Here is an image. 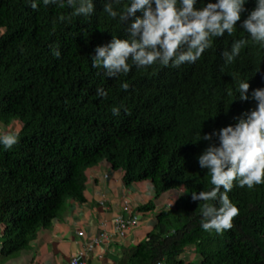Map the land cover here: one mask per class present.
<instances>
[{"label":"trees","instance_id":"1","mask_svg":"<svg viewBox=\"0 0 264 264\" xmlns=\"http://www.w3.org/2000/svg\"><path fill=\"white\" fill-rule=\"evenodd\" d=\"M245 7L252 10L255 0ZM71 11L67 5L33 10L25 0H0V125L21 123L13 131L19 142L10 150L0 146L3 257L27 248L70 199L83 201L86 171L107 160L124 171L126 183L150 180L156 197L185 189L174 206L158 213L130 264H264V183L249 189L234 182L228 195L239 214L221 233L201 227L204 202L191 199V191L214 187L197 163L209 143L196 141L200 130L203 135L234 125L256 106L254 100H240L235 88L246 79L250 92L264 87V46L250 42L225 67L222 52L247 35L237 28L235 37L213 38L194 64L133 67L109 79L92 67L90 54L113 35L125 36L131 21L123 27L112 21L103 0H95L91 17L61 22ZM57 48L59 58L53 55ZM123 81L130 85L127 91L120 87ZM99 87L106 97L96 95ZM121 105L114 116L112 109ZM190 246L200 254L199 263L180 258Z\"/></svg>","mask_w":264,"mask_h":264},{"label":"clouds","instance_id":"2","mask_svg":"<svg viewBox=\"0 0 264 264\" xmlns=\"http://www.w3.org/2000/svg\"><path fill=\"white\" fill-rule=\"evenodd\" d=\"M36 10L65 5L72 9L70 15L61 16V22L70 23L73 17H91L95 13V0H25ZM248 0H103V12L122 27L126 35H113L111 41L97 45L90 54L92 67L103 70L109 79L127 75L133 67L146 68L154 64L179 68L185 63L194 64L202 54L213 46V38L227 33L235 37L237 28L246 37L234 39L230 50H224V66L231 65L241 51L251 42L264 46V0H255V7L248 10ZM198 4L202 6H197ZM141 13L137 15V13ZM246 18L241 21L243 13ZM241 21L239 27L237 22ZM53 55L60 57L57 48ZM233 80H237L235 76ZM120 87H130L123 81ZM249 79L238 80L235 93L239 99H249L256 106L236 117V123L219 130L199 133V140L208 145L198 155L199 168L211 175L214 186L207 191H191L193 201H203L201 227L205 231L221 233L232 228L233 218L239 214L228 193L235 186L252 189L264 183V87L249 91ZM98 97L108 93L103 87L96 90ZM231 95V93H230ZM123 105L114 107L112 113L119 116ZM127 111V109H124ZM218 138V143L216 142ZM19 142V134H0V146L10 150ZM183 195L185 192H178ZM164 264V263H163Z\"/></svg>","mask_w":264,"mask_h":264},{"label":"crops","instance_id":"3","mask_svg":"<svg viewBox=\"0 0 264 264\" xmlns=\"http://www.w3.org/2000/svg\"><path fill=\"white\" fill-rule=\"evenodd\" d=\"M21 127L19 121L0 125V134L12 133ZM85 199H70L63 213L48 227L41 228L29 246L4 258L1 253L4 224L0 222V264H68L71 256L84 252L87 264H130L134 247L147 239L156 225L158 213L174 206L184 188L171 189L156 197L150 180L126 183L124 171L115 169L107 160L88 168ZM153 202L147 210L140 207ZM138 215L139 221L126 235L116 231L115 218ZM83 232V234H80ZM109 234L92 250L88 244L101 233ZM185 263H199L195 246L180 256Z\"/></svg>","mask_w":264,"mask_h":264},{"label":"built area","instance_id":"4","mask_svg":"<svg viewBox=\"0 0 264 264\" xmlns=\"http://www.w3.org/2000/svg\"><path fill=\"white\" fill-rule=\"evenodd\" d=\"M139 221L138 215L131 216L129 218H125L122 216H118L115 218V227L116 231L121 235H126V233L135 227ZM83 234V232H80ZM109 234L106 232L101 233L99 236H96L91 240L88 244V249L92 250L97 244H99L103 239L108 238ZM68 264H87L84 258V252H80L79 254L73 255L70 257ZM156 264H163L162 261L157 262Z\"/></svg>","mask_w":264,"mask_h":264},{"label":"rangeland","instance_id":"5","mask_svg":"<svg viewBox=\"0 0 264 264\" xmlns=\"http://www.w3.org/2000/svg\"><path fill=\"white\" fill-rule=\"evenodd\" d=\"M19 128V127H18Z\"/></svg>","mask_w":264,"mask_h":264}]
</instances>
